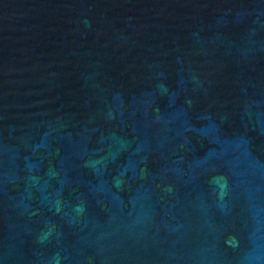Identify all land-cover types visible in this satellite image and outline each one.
I'll list each match as a JSON object with an SVG mask.
<instances>
[{
	"label": "water",
	"instance_id": "obj_1",
	"mask_svg": "<svg viewBox=\"0 0 264 264\" xmlns=\"http://www.w3.org/2000/svg\"><path fill=\"white\" fill-rule=\"evenodd\" d=\"M0 264H264V0H0Z\"/></svg>",
	"mask_w": 264,
	"mask_h": 264
}]
</instances>
